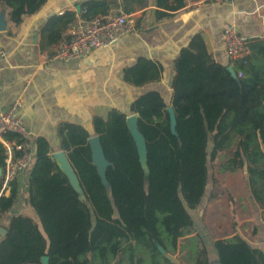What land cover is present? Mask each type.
Returning a JSON list of instances; mask_svg holds the SVG:
<instances>
[{
	"label": "trees",
	"instance_id": "trees-1",
	"mask_svg": "<svg viewBox=\"0 0 264 264\" xmlns=\"http://www.w3.org/2000/svg\"><path fill=\"white\" fill-rule=\"evenodd\" d=\"M47 1L0 0V19L6 10L8 23L19 26ZM169 1L157 4L171 11L186 4L174 0L176 5L171 6ZM112 8L111 1L91 0L81 6L86 19L107 15ZM61 18L66 27L75 22L76 14ZM248 48V55L224 65L198 33L175 60L170 104L153 90L137 97L128 112L113 109L105 118L95 117L92 131L80 124L60 125L58 148L67 153L87 203L51 156L49 143L38 138L26 171V190L20 188V178L8 196L1 194L0 179V264H43L44 257L49 264H176L174 255L188 264H212L208 247L196 233L192 211L205 198L209 163L217 159L225 173L244 172L247 196L264 222V41H248ZM125 79L144 85L157 81L159 70L150 60L140 59L125 71ZM131 114L137 116L145 139L148 173L128 126ZM94 136L109 163L111 195L94 163L90 144ZM4 159L0 144V169ZM22 198L32 216L24 209L13 211ZM213 251L220 264H264V251L240 234L216 239Z\"/></svg>",
	"mask_w": 264,
	"mask_h": 264
},
{
	"label": "crops",
	"instance_id": "crops-1",
	"mask_svg": "<svg viewBox=\"0 0 264 264\" xmlns=\"http://www.w3.org/2000/svg\"><path fill=\"white\" fill-rule=\"evenodd\" d=\"M87 1L91 0H48L39 12L26 17L19 26L8 23L6 10L0 19V46L7 53L0 61V116L20 99L18 115L30 132L33 149L37 151V139L44 138L54 159L63 152L58 148V129L63 123L80 124L92 131L95 117L105 118L113 109L128 112L137 97L153 90L160 92L170 104L175 60L194 35L200 33L216 61L224 65L231 62L223 39L227 28H236L247 41H264V0H232L222 4L185 0V6L175 11L158 5L157 0H93L111 1L113 8L121 6L126 13L133 14L135 32L82 60L48 62L69 38L70 24L65 27L61 17L75 13L77 21L83 12L81 6ZM169 3L176 5L174 0ZM140 59L157 66V81L137 85L125 79V71ZM172 108V105L168 107ZM129 117L137 118L133 114ZM63 154L68 158L66 152ZM19 182L22 191L26 190L28 173ZM9 192L4 194L8 196ZM24 208L22 198L13 211L21 212ZM256 227L261 233L254 235L253 229V237L245 238L264 251L261 218ZM1 232L6 231L1 228Z\"/></svg>",
	"mask_w": 264,
	"mask_h": 264
},
{
	"label": "built area",
	"instance_id": "built-area-1",
	"mask_svg": "<svg viewBox=\"0 0 264 264\" xmlns=\"http://www.w3.org/2000/svg\"><path fill=\"white\" fill-rule=\"evenodd\" d=\"M210 1L222 4L232 0H200V3ZM85 13L86 10L70 25L69 38L48 58V62L82 60L94 51L113 46L136 30L135 16L126 13L121 6L114 7L107 15L92 19L84 18ZM223 39L225 50L231 60L250 53L248 41L236 28H227ZM6 56V51L0 46V61ZM20 106L21 100L18 99L7 113L0 116V144L3 145L5 153L4 167L1 169V194L9 191L12 183L23 176L36 155L30 132L18 115ZM9 135H14V138H7Z\"/></svg>",
	"mask_w": 264,
	"mask_h": 264
},
{
	"label": "rangeland",
	"instance_id": "rangeland-1",
	"mask_svg": "<svg viewBox=\"0 0 264 264\" xmlns=\"http://www.w3.org/2000/svg\"><path fill=\"white\" fill-rule=\"evenodd\" d=\"M221 164L220 159L210 161L205 198L200 206L192 211L196 233L201 236L208 247L212 264H217L213 251L216 239L235 234L251 239L253 229H257L258 234L261 233V230L256 227L257 220L261 218V212L255 208L252 199L247 196L249 191L244 172L225 173L221 169ZM22 212L32 216L30 210L24 209ZM253 219V222L245 224ZM262 245L264 248V240ZM171 258L176 264H188L187 260L182 259L180 255H174Z\"/></svg>",
	"mask_w": 264,
	"mask_h": 264
},
{
	"label": "water",
	"instance_id": "water-1",
	"mask_svg": "<svg viewBox=\"0 0 264 264\" xmlns=\"http://www.w3.org/2000/svg\"><path fill=\"white\" fill-rule=\"evenodd\" d=\"M229 71L231 72V74L233 75V77H237L236 72L233 68V65H230L228 67ZM170 116H171V121H172V130H175V125H176V118H175V112L172 109H168ZM128 126L132 132V135L135 138V141L137 143V146L139 148V154H140V159H141V163L143 165L144 170L148 173V168H147V164H146V144H145V139L143 138L142 134L139 132L138 130V126H137V118L136 117H129L128 118ZM90 144L92 147V152H93V159H94V163L98 168L99 174L102 178L103 183L105 184L106 188H107V192L109 195H111V188L110 185L107 182L106 179V169L109 165V163L107 162V160L105 159L104 156V152L100 143V139L99 137H93L90 139ZM142 152L145 153V156L142 157ZM55 160H57V162H59V167L61 168V170L66 174V176L68 177L71 186L73 187V189L79 194V198L87 203V199L85 197V194L83 192V189L81 188L79 179L75 173V171L73 170L68 158L65 157V155L63 154V152L56 154L55 156ZM1 172V170H0ZM49 258L48 257H44L42 260L43 264H49ZM217 264H220L217 262Z\"/></svg>",
	"mask_w": 264,
	"mask_h": 264
},
{
	"label": "bare ground",
	"instance_id": "bare-ground-1",
	"mask_svg": "<svg viewBox=\"0 0 264 264\" xmlns=\"http://www.w3.org/2000/svg\"><path fill=\"white\" fill-rule=\"evenodd\" d=\"M144 156H145V153L142 152V157H144Z\"/></svg>",
	"mask_w": 264,
	"mask_h": 264
}]
</instances>
